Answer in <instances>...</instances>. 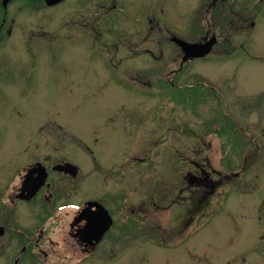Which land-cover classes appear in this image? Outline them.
<instances>
[{"label": "rangeland", "instance_id": "1", "mask_svg": "<svg viewBox=\"0 0 264 264\" xmlns=\"http://www.w3.org/2000/svg\"><path fill=\"white\" fill-rule=\"evenodd\" d=\"M109 1L60 0L25 13L18 1L10 4L11 22L25 28L15 26L7 44L15 73L0 80V155L70 157L90 171L86 184L100 181L101 165L108 193L121 192L132 205L150 199L135 231L124 224L117 252L106 248L105 258L82 264H264V10L241 13L234 0L237 13L214 14L212 50L170 80L199 87L183 98L166 90L164 73L179 55L171 42L154 46L151 59L141 44L125 52L122 38L144 36L135 28L146 26L149 12L159 27L200 38L209 21L200 14L202 0H121L103 15ZM105 20L121 35L104 30ZM150 37L162 35L153 29ZM100 38L120 41L132 58L126 63L137 60V77L111 71L108 56L123 52L102 45L104 53ZM23 67L31 78L20 76ZM195 166L218 181L213 193L209 182L202 186L197 213L186 179Z\"/></svg>", "mask_w": 264, "mask_h": 264}, {"label": "flooded vegetation", "instance_id": "2", "mask_svg": "<svg viewBox=\"0 0 264 264\" xmlns=\"http://www.w3.org/2000/svg\"><path fill=\"white\" fill-rule=\"evenodd\" d=\"M14 1L20 3L17 11L20 9L22 13H25L23 10L27 7L39 11L36 4L48 5L46 0H8L6 3L0 0V80L7 74L15 73L14 69H10L11 60L7 51L10 33L15 26H18L17 29L25 28L20 19V21L11 22V19H14V11L10 12V4ZM87 1L83 0V5ZM254 1L257 2L252 3V0H241L240 5H238L241 8V13L253 12L257 16L258 13L264 10V0ZM109 2L111 7L103 15L118 7L121 8V0H110ZM218 2L219 5H217ZM97 3L102 2L98 1ZM233 3L234 0H202V3L198 6L199 11L200 14H207L209 21L203 25L204 34L200 35V38L191 41H202L205 37L213 34L211 25L213 24L214 14L223 13L224 10L228 13H237ZM145 17L147 18L146 26L143 27L144 24L141 23L139 24L140 27L135 28L136 32L146 30L144 36L135 39L122 38L125 52L131 53L134 46L141 44L145 47L144 51L152 59L154 56L153 47L164 45L163 42L169 41L172 43L173 49L179 50V55L175 60V67L167 70L164 76L170 77L179 74L182 66L187 61L194 59L192 57L184 58L181 48L172 41L171 36L180 33L170 31V28L165 27V24H162V28L159 27L160 23L153 17L152 12H149ZM116 24L107 22V20L102 23L99 21L100 26L107 25L104 30H114L116 34L121 35V31L115 29L117 28ZM254 24L255 20H251L250 25ZM71 25L73 26L75 23L72 22ZM93 29L98 30L97 27H93ZM153 29L162 37H150ZM198 29L189 32V35L194 34L193 36H195ZM69 32L68 37H73L72 30ZM87 35H89L88 32ZM98 42L100 44L98 47L104 53L105 49L102 45L110 46L109 49L113 51H117L120 45L118 40L108 44L105 43V39L100 38ZM118 51L123 53H120L117 59L108 56V67L111 71H116L119 68L120 75H124L126 78L137 77V73L141 72L134 69L137 60L134 64L131 62L127 64L126 61L132 58H125L124 50L119 49ZM122 65H124V69H120ZM20 70L22 74H19L24 80L26 77L27 79L31 78L30 73H24V67ZM104 71L106 72L108 69L105 68ZM26 153L27 151L20 150L15 156L0 155V264H82L88 261L98 262L105 258L103 255L106 248L113 250V252L120 249V238L118 237H120V233L123 228H126V225H129L132 231H135L137 215L146 216L148 214L149 209L147 206L150 199L147 198L144 203L141 201L136 205H132L122 198L121 192L114 190L113 193H107L104 181L105 175L101 177L105 170L101 165L96 168L101 178L100 181L97 184H86L85 181L90 176V171L86 167L82 168L72 158L49 152L40 154V151L28 152L33 154ZM140 160L143 159L140 158ZM65 161L76 163L78 165L76 172L72 167L69 169L53 168L55 164H61ZM9 167L14 169L12 173L7 171ZM194 168L193 172H188L187 175L189 176L186 179H188L190 185L194 186L193 191L197 193L190 196V202L194 204V208L196 206L195 213H197L202 193L205 191L202 186L208 185L209 182L208 186H212L213 193L218 187V181L215 183V179L209 178L208 173L202 175L201 166L199 168L195 166ZM234 174L231 171L229 178L232 179ZM183 176L185 177V174ZM98 204L106 208L112 217L110 226L100 235L92 230L102 225ZM107 241L108 246L106 245Z\"/></svg>", "mask_w": 264, "mask_h": 264}, {"label": "water", "instance_id": "3", "mask_svg": "<svg viewBox=\"0 0 264 264\" xmlns=\"http://www.w3.org/2000/svg\"><path fill=\"white\" fill-rule=\"evenodd\" d=\"M7 0H3V2L5 3ZM58 0H48V3H53L56 2ZM173 40H175L180 47L182 48V50L184 51V57L187 56H202L204 54H206L210 48L212 47V44L215 41V36H211L210 38L206 39L203 42H189L186 40H183L181 38H177V37H173ZM72 164L69 162H65V164L63 165H54V168H62V167H69ZM73 168H75L74 165H72ZM100 207V221L102 222V225L98 228H93V232L97 233V235L103 233L111 224V216L109 215L108 211L101 206L100 204H98ZM87 227V226H86Z\"/></svg>", "mask_w": 264, "mask_h": 264}, {"label": "trees", "instance_id": "4", "mask_svg": "<svg viewBox=\"0 0 264 264\" xmlns=\"http://www.w3.org/2000/svg\"><path fill=\"white\" fill-rule=\"evenodd\" d=\"M170 95H180L182 96L183 98L185 96H188L190 95V92L189 91H179L177 88H173L172 92L170 93Z\"/></svg>", "mask_w": 264, "mask_h": 264}]
</instances>
